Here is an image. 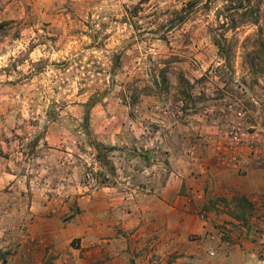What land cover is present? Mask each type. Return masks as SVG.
Segmentation results:
<instances>
[{"label":"rangeland","instance_id":"rangeland-1","mask_svg":"<svg viewBox=\"0 0 264 264\" xmlns=\"http://www.w3.org/2000/svg\"><path fill=\"white\" fill-rule=\"evenodd\" d=\"M251 9L264 15V0H0V264H88L82 237L58 239L82 213L77 198L155 190L162 178L147 177L188 163L211 168L201 216L235 213V197L264 205L260 186L217 194L264 181ZM217 39L232 55L224 80ZM94 143L114 148L100 161Z\"/></svg>","mask_w":264,"mask_h":264},{"label":"crops","instance_id":"crops-1","mask_svg":"<svg viewBox=\"0 0 264 264\" xmlns=\"http://www.w3.org/2000/svg\"><path fill=\"white\" fill-rule=\"evenodd\" d=\"M185 165L150 175L149 181L162 178L160 186L143 193L86 188L89 193L77 198L82 216L64 225L58 239L82 237L79 251L88 264H264V205L259 201L245 219L223 211L201 216L211 168ZM250 182L232 181V189L217 194L252 198L254 186L264 192L259 176ZM67 204L60 206L67 211Z\"/></svg>","mask_w":264,"mask_h":264},{"label":"trees","instance_id":"trees-1","mask_svg":"<svg viewBox=\"0 0 264 264\" xmlns=\"http://www.w3.org/2000/svg\"><path fill=\"white\" fill-rule=\"evenodd\" d=\"M247 1L250 2L251 0H247ZM250 12L252 15L256 14L257 16L254 22L259 25V36H258L257 50L255 51V55H254L255 57L253 59L251 58L250 61L248 62L252 66H259V68L263 67L264 69V15H259L260 9L258 10L251 9ZM1 30H4V25H0V31ZM215 43L218 46L220 58L223 60V62L216 69L220 78L224 80L226 79L225 75L227 71H230V73L232 74V70H233L232 59H231L232 55L230 49H227L225 43H223L221 40L217 39ZM162 79L164 84L168 83V78L165 71L162 72ZM179 81L181 84L180 86H183V88L179 91L182 98L186 100V102L192 100V91L190 85L191 83L189 79H187L182 72L179 73ZM88 121L89 120L87 116L85 118V123H84V126L87 129L89 128ZM94 145L96 147L97 156L100 161H103L107 158V156L104 154V150L110 151L111 149L114 148V147H107L102 143H94ZM234 202L237 210H234L236 212L232 214L233 216H236L238 219H245L247 215L254 210V204L246 196L235 197Z\"/></svg>","mask_w":264,"mask_h":264},{"label":"built area","instance_id":"built-area-1","mask_svg":"<svg viewBox=\"0 0 264 264\" xmlns=\"http://www.w3.org/2000/svg\"><path fill=\"white\" fill-rule=\"evenodd\" d=\"M239 133L236 132V135L233 136L234 138V143H235V148L236 149H240L241 147H244V145H246L245 140L243 139L242 136L238 135ZM248 147H250L252 150H254L255 152H257V150L254 148L252 143L247 144ZM211 254H213V252H211Z\"/></svg>","mask_w":264,"mask_h":264}]
</instances>
